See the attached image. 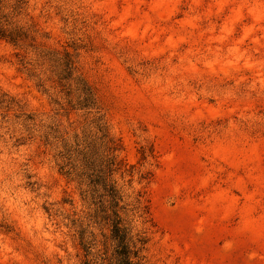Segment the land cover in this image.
Returning <instances> with one entry per match:
<instances>
[{
	"label": "rangeland",
	"instance_id": "1",
	"mask_svg": "<svg viewBox=\"0 0 264 264\" xmlns=\"http://www.w3.org/2000/svg\"><path fill=\"white\" fill-rule=\"evenodd\" d=\"M0 7V264H264V0Z\"/></svg>",
	"mask_w": 264,
	"mask_h": 264
},
{
	"label": "trees",
	"instance_id": "2",
	"mask_svg": "<svg viewBox=\"0 0 264 264\" xmlns=\"http://www.w3.org/2000/svg\"><path fill=\"white\" fill-rule=\"evenodd\" d=\"M1 12V7H0ZM0 38H6L10 41L16 42L18 40V35L13 32L6 33L5 29L0 27ZM84 101L86 105H89L92 100V94L90 90H86ZM109 186V194L112 197V200L115 201L114 206L116 207L113 210V218L110 219L112 223V238L116 240V246L114 247L113 253L105 257L107 264H143L141 262V248L138 247L137 241H134L130 236V232L128 228L123 225V219L119 212V194L118 190L114 186V183L111 182L106 183V188ZM107 253V251H106Z\"/></svg>",
	"mask_w": 264,
	"mask_h": 264
}]
</instances>
